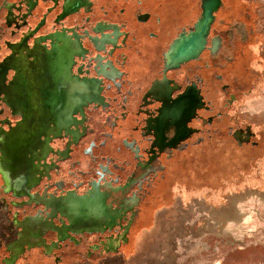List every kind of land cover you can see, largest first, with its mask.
<instances>
[{"label": "flooded vegetation", "instance_id": "1", "mask_svg": "<svg viewBox=\"0 0 264 264\" xmlns=\"http://www.w3.org/2000/svg\"><path fill=\"white\" fill-rule=\"evenodd\" d=\"M236 1L0 0V264L121 258L211 150L264 176L259 8Z\"/></svg>", "mask_w": 264, "mask_h": 264}, {"label": "crops", "instance_id": "2", "mask_svg": "<svg viewBox=\"0 0 264 264\" xmlns=\"http://www.w3.org/2000/svg\"><path fill=\"white\" fill-rule=\"evenodd\" d=\"M245 165L241 158L220 169L172 178L157 196L163 218L155 225L147 221L124 255L106 264H199L207 258L201 257L204 250L233 249L243 240L245 224L254 216L260 222L264 210V176H248ZM182 182L191 185L189 192ZM226 256L227 251L220 258Z\"/></svg>", "mask_w": 264, "mask_h": 264}, {"label": "rangeland", "instance_id": "3", "mask_svg": "<svg viewBox=\"0 0 264 264\" xmlns=\"http://www.w3.org/2000/svg\"><path fill=\"white\" fill-rule=\"evenodd\" d=\"M236 2L237 4L242 5L246 4L249 1L238 0ZM250 2H252V4H254V6L256 7L255 10L259 8L258 11L256 10L257 12L254 14V16H256V19H258L257 22L260 24L259 36L262 37L261 46H263V51L261 53L263 54V56H260V54L258 53L257 47L260 46H257L253 51L249 52L248 57L253 61L255 60V62L257 61V64H260L257 65V67L255 66L256 68L264 70V0H251ZM259 60H261V62ZM243 103V109L249 114H252L251 116H256L259 120L264 119V84H260L254 90L252 96L248 99H245ZM255 148L258 149L259 147ZM221 154V150H215V152L211 150L209 155L206 156V159L203 160V163L200 167L207 168L206 165L210 162H213L217 168H222V165H226L228 163L227 161H225V159H223ZM234 154L240 156L241 152H235ZM196 164L195 167L197 169L198 166ZM224 190L226 191L225 188ZM254 207L257 206L254 205ZM252 219L254 220L253 222L249 221L247 225L245 224V232L242 242L237 243V245H235L233 249L227 248L222 253L221 251L218 253L214 252L215 248H219V245L212 247V250L202 251V253L205 255H201V257L205 256L207 258L199 264H264V210L262 209V212H260V222L258 221L256 216H254V218ZM248 231H253L254 234H251L252 232L247 233ZM153 236L155 237L156 233H153ZM226 251L227 256L224 258H220V255L225 254Z\"/></svg>", "mask_w": 264, "mask_h": 264}, {"label": "water", "instance_id": "4", "mask_svg": "<svg viewBox=\"0 0 264 264\" xmlns=\"http://www.w3.org/2000/svg\"><path fill=\"white\" fill-rule=\"evenodd\" d=\"M212 2V1H211ZM211 2H208V4H210ZM207 4V7L205 9L204 12V18L200 21V23L198 24L197 28L199 30H201V33H196V40H198L200 37L205 36L206 31L210 28L211 22H212V12L211 10H208L209 5ZM188 43H180L179 44V49L177 51L180 52V54L185 55V58H188V55L193 56L199 53V51L202 49V45H196V47L193 48H189V46L187 45ZM185 45V46H182ZM178 48V46H177Z\"/></svg>", "mask_w": 264, "mask_h": 264}]
</instances>
